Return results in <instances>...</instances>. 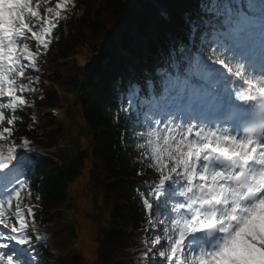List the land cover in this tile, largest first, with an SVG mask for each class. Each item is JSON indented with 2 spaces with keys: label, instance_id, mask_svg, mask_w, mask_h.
<instances>
[{
  "label": "snow or ice",
  "instance_id": "obj_1",
  "mask_svg": "<svg viewBox=\"0 0 264 264\" xmlns=\"http://www.w3.org/2000/svg\"><path fill=\"white\" fill-rule=\"evenodd\" d=\"M207 0L173 31L167 0H131L121 43L151 56L121 82L115 122L147 227L141 264H264V0ZM0 0V264H43L32 141L17 136L38 58L74 0ZM259 12V15L253 13ZM31 42V43H30ZM35 45V47H33ZM43 50V52L41 51ZM146 71H148L146 69ZM27 154V155H25ZM154 174V175H153ZM149 176L153 178L149 179ZM160 203L168 211L154 212Z\"/></svg>",
  "mask_w": 264,
  "mask_h": 264
},
{
  "label": "trees",
  "instance_id": "obj_2",
  "mask_svg": "<svg viewBox=\"0 0 264 264\" xmlns=\"http://www.w3.org/2000/svg\"><path fill=\"white\" fill-rule=\"evenodd\" d=\"M74 2L77 6L70 7L64 14L69 29L60 28V40L38 58L39 71L31 74L39 78V83L34 94H27L30 108L26 112L35 119L27 120L24 127L31 124L33 130L16 135H42L46 141H54L78 121L90 125V132L82 141L58 153L59 160L44 158L29 170V175L35 184L34 195L38 190L42 196L37 225L55 224V229H60L63 214H55L54 210L65 209L73 201L80 203L82 195L87 194L89 207L74 205L77 211L84 210L90 229L95 231L93 254L76 249L71 257L59 264H101L107 254L142 244L141 239L146 234L143 229L148 225L135 191L136 186H140V177L136 175L138 166H134L132 154L121 147L120 133L125 121L121 113L120 123L115 122V110L119 107L117 75H122L121 81L125 83L133 75L145 78L151 70L152 60L147 54L146 60L134 64L132 73L125 72L123 63L130 59L121 48L131 44L118 41L117 25L127 16V5L131 0ZM204 2L207 0H197L196 7ZM54 4L55 0H52L50 6ZM171 7L174 26L169 27L173 31L182 27L181 16L185 10H196L183 0H173ZM75 53L92 56L91 67L83 70L76 63L65 65L59 60L61 56ZM64 78L70 79L65 90L71 94L63 97L43 81H62ZM65 103L70 109L66 120L57 122L53 117L45 116L43 108L46 105ZM88 223L84 222V227ZM77 232L75 226L65 227L57 233L61 237L59 244L56 240L54 243L68 250L73 241L71 237H77L76 243L79 240ZM41 256L44 264H51L48 260L53 257L51 251L43 249Z\"/></svg>",
  "mask_w": 264,
  "mask_h": 264
},
{
  "label": "rangeland",
  "instance_id": "obj_3",
  "mask_svg": "<svg viewBox=\"0 0 264 264\" xmlns=\"http://www.w3.org/2000/svg\"><path fill=\"white\" fill-rule=\"evenodd\" d=\"M65 94L68 96L71 93L69 91L65 90ZM87 199H89V197L87 196V194L84 193L82 195V197H81L80 203H76L77 206L80 207V208H84L87 205V207H89V203H88ZM80 213L84 217V213L83 212H80ZM84 221L86 223H88L87 220L85 219V217H84ZM94 236H95V231H94V229H92V230L90 229V225L88 223V226L86 227V232H85L84 239L81 241V246L83 247V249L85 251H88L89 254L93 252V243H94L93 238H94ZM132 251L133 250L130 249V250H126V251H123V252H117L113 256V260L114 261H116V260L117 261H119V260H128L129 259V254H131V253L134 254L133 255L134 259H138V257L141 256V255L135 254V252H132ZM127 253H129V254H127Z\"/></svg>",
  "mask_w": 264,
  "mask_h": 264
}]
</instances>
